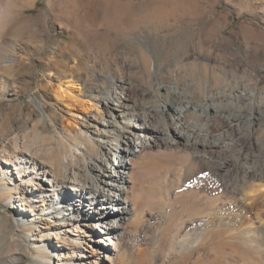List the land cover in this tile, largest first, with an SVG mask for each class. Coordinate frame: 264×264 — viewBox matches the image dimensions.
<instances>
[{
  "label": "rangeland",
  "instance_id": "rangeland-1",
  "mask_svg": "<svg viewBox=\"0 0 264 264\" xmlns=\"http://www.w3.org/2000/svg\"><path fill=\"white\" fill-rule=\"evenodd\" d=\"M58 87L67 91L62 99L54 92ZM106 91L122 100L129 99L152 126L169 132L177 124L185 126L188 133L199 131L209 120L205 114L214 109L229 121L238 116L245 118L234 131L238 135L231 151L221 148L211 159L213 162L207 154L195 157L192 150H183L181 145H163L161 151H153L156 157L149 154L136 158V162L147 165L152 178L147 174L137 177L136 169L130 175L131 183L140 187V196L147 198L138 199V211L128 214L132 216L121 225L125 231L116 253H106L114 257L113 263L197 264L198 256L202 263L211 259L204 245L183 252L170 250L172 223L183 221L187 226L191 221L180 206V199L187 196L177 181L180 169L184 168L180 182L185 184L187 174H192L193 180L201 179L203 189H192H200L208 198L220 193L210 184L221 187L228 179L230 187L239 188L236 197L240 201L245 186L264 184V0H0V264H12L14 241L23 234L14 224L18 210L15 189H4L7 179L2 176V155L14 144L34 153L37 178L32 184L43 178L41 165L58 178L71 176L72 172L79 179L89 178V156L100 154L95 131L107 118ZM84 100L89 103L88 109H82ZM162 103L166 113L158 109ZM179 103L189 104L190 109L173 118L171 107ZM193 108L198 113L203 110L202 117L192 114ZM223 120L224 116L219 115L211 120L214 135L226 132ZM86 145L88 153L83 154ZM130 148L135 149V144ZM118 155V148L116 153L110 150L104 164L111 165ZM219 162L229 164L220 173L214 168ZM247 163L257 164L255 172L262 171L259 177L252 173L242 176ZM34 186L30 185L29 190ZM167 188L170 196H179L171 203L172 211L162 206L163 201L168 203ZM30 198L27 203L32 206H23L21 212L26 220L34 219L40 225L45 215L33 206L38 199ZM110 207L113 218L117 211ZM84 223L92 224L93 219H85ZM157 229L161 234L155 237ZM220 229L222 232L208 243L228 242L248 253L227 238L228 228ZM62 232L61 237L69 235L64 229ZM183 232L191 237L202 233L197 226L183 227ZM32 234L37 238L38 231ZM98 236L91 237L94 244ZM52 241L60 253L65 252L61 242ZM53 252L50 248L52 256L58 254ZM14 264L31 263L24 254Z\"/></svg>",
  "mask_w": 264,
  "mask_h": 264
},
{
  "label": "bare ground",
  "instance_id": "bare-ground-1",
  "mask_svg": "<svg viewBox=\"0 0 264 264\" xmlns=\"http://www.w3.org/2000/svg\"><path fill=\"white\" fill-rule=\"evenodd\" d=\"M54 92L58 99H62L67 94L66 89L61 87L56 88ZM248 93L249 95L252 94L250 90ZM110 94L106 91L105 114L107 118L101 122V128L95 131L98 136L95 140L100 148V154L89 156L86 165L88 172L91 174L89 178L79 179L73 172L71 176L65 174L64 176L62 175V178H58L54 175L52 170L48 171L41 165L43 178L40 181L38 180L37 184H32L31 181L37 178L35 176L36 171H34L37 167L34 163V153H30L28 149H26L28 150V152H26L14 144L13 146L15 147L10 149V152H5L2 155L1 162L5 164L2 176L7 179V183H4V189H15L14 202L17 204L18 210L16 209L17 218H14V224L23 231V234L19 235L18 239L14 241L15 244L13 243V253L11 254L10 252L12 258V262H10L12 264L24 254L27 255L31 264H115L113 263L114 257L111 258V256H108L106 253H116L118 250L117 246L125 231V229H121V225L124 220L126 221L127 218L138 211L136 207L138 199L145 198V196H140V187H137V183L136 186L135 183L134 185L131 183L130 175L132 171L136 169L137 177H143L146 174V177L152 176L149 173L147 165L142 162H136V158L139 156L144 157V155L149 154L155 156L156 154L154 155L153 151L158 148V150H160V147L163 145L166 147L171 146V148L174 145H181L183 150H187V148L192 150L193 153L196 154L194 155L195 157L201 154H207L206 156L211 160L213 156H215L214 154L218 153L221 148L231 149L232 145H234L237 140L235 135H238L234 133V131H238L240 122H244L245 119L238 116L233 118V121H229V119H226V115H221L219 110L214 109L212 110L213 112L205 114L206 118H209V120L205 125L202 123L203 126L198 128L199 131H202L200 135L199 131L188 133L184 128L185 126L181 127V125L178 126V124L171 127V131L169 132L168 129H157V127L152 126L150 120L142 113L138 112L135 109L134 103H130L129 99L122 100L120 97ZM240 97H242V95H239V98ZM88 104V101L84 100L82 109H88ZM159 106V110L163 111V113L167 112L164 103L159 104ZM189 107L190 105L187 103L172 105L171 112H173V114L171 115L173 118L182 116V112L185 110L187 111V109L189 110ZM195 108L192 109V114L193 112L198 113ZM199 112L198 114L202 117L204 111L200 109ZM218 115L224 116L223 121L226 122L227 125L223 123L224 126H227V130L226 132L224 131V133L222 132L223 134L214 135L211 127L214 123L211 120L218 117ZM124 119H130L132 122L128 123L124 121ZM119 123L121 124L120 126ZM211 123H213V125ZM194 125L193 123V126ZM242 138L245 139L244 137ZM132 143L135 144V149L130 148V144ZM84 147L85 146L82 148L81 146L83 149L81 153L87 154L89 147ZM117 148L119 149L118 157L111 162V165L104 164L103 160L107 154L110 153V150L116 153ZM137 151L139 152L138 155H136ZM158 156L160 155H157V157ZM184 158L186 161V157ZM187 161L186 163H188ZM211 161L213 162L214 160ZM228 165L229 164H226V162H219L214 165V168L220 173L225 170ZM256 165H250L248 163L243 165L242 176L246 177L252 173V175L255 174L259 177V173L262 171L256 173ZM182 169H180V171L177 170V181L179 180V186H181V189L187 196L180 199V206L186 211V215L191 217V221L187 226H183V221L172 223L169 229L171 231L169 234L170 250L177 248L183 252L191 247L204 245V247H207L211 259H207L208 261H203L202 263L198 256L195 261L197 264H210L217 260L223 262V264H234L230 259L241 261L239 264H264L263 182H260V184L256 183L255 185L251 182L252 185L244 187V193L242 192L243 190H240L244 196L242 201L237 199L239 197H236L239 188L230 187L229 179L225 180L224 185L221 187L210 184L211 187L219 189L220 193L218 196L215 195V197L208 198L201 194L202 192H199L200 189H192L194 186L201 188L202 185L199 184L201 179L198 180L196 178L193 180L191 178L192 174H185L188 181L186 180L185 184L180 182L182 181V173H184ZM153 176H156V173H154ZM42 180L47 183V186L46 184H42ZM245 182L246 180H243V183ZM30 185H37V192L33 191L36 186L30 191ZM171 185L172 182L170 183V188ZM142 187L143 186H141V190ZM65 188L71 190V192L68 193ZM177 188H179L178 185ZM201 189H203V186ZM164 190L167 195L165 196V200L168 203L163 201L164 203L162 206L172 211L171 203L179 196H170L169 188ZM30 197H32L33 200L38 199V204L33 203V206H35L38 212L45 215V220L40 225L35 224L33 221L34 219H30L29 221L26 220V215L21 212L24 209L23 206H32L28 204L29 199H31ZM7 203L9 204L10 202ZM109 207L111 211H117L113 218H111ZM28 209L32 211L31 208ZM128 214L132 215L128 216ZM90 218L93 219V223L85 224V219ZM80 224L85 225V228H80ZM195 226L201 228V234L191 237L188 232L182 233L183 227L186 229H193ZM220 227L228 228L229 234L227 238L233 239L235 243H238L239 246L247 250L248 253L246 254L244 251L240 250L238 246L231 245L228 242L219 245H211L208 243L214 236L222 232ZM57 229L61 230L56 231ZM62 229L65 230V234L69 233V235L61 237L60 234H63ZM33 230L38 231L37 238L33 237ZM206 230L209 232L203 236L202 234H204ZM154 232L155 234L153 233V236L155 237L161 234L158 229ZM94 234H99L96 239L97 244L91 241V237ZM52 239L61 242V247L65 252L60 253L59 248L54 247L52 244ZM113 239H115V242ZM106 244L108 247H104ZM110 245H112V247H110ZM114 245L116 247H114ZM50 248L53 249V253L58 254L52 256V254H50ZM226 248H230L228 252L225 251ZM104 253L106 255H104Z\"/></svg>",
  "mask_w": 264,
  "mask_h": 264
}]
</instances>
